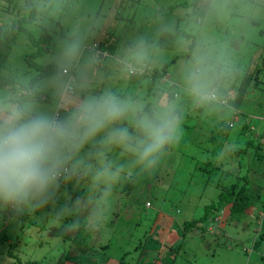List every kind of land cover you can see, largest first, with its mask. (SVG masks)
Masks as SVG:
<instances>
[{
    "label": "clouds",
    "instance_id": "9594fccd",
    "mask_svg": "<svg viewBox=\"0 0 264 264\" xmlns=\"http://www.w3.org/2000/svg\"><path fill=\"white\" fill-rule=\"evenodd\" d=\"M130 19L137 30L114 53L92 43ZM261 22L264 0H179L138 13L127 0H0V46L45 33L56 41L35 60L46 74L13 52L0 63V212L13 219L51 204L62 233L102 232L117 189L164 166L189 116L234 126ZM237 147L225 141L215 159ZM69 183L83 195L65 193L57 207Z\"/></svg>",
    "mask_w": 264,
    "mask_h": 264
},
{
    "label": "rangeland",
    "instance_id": "374dc122",
    "mask_svg": "<svg viewBox=\"0 0 264 264\" xmlns=\"http://www.w3.org/2000/svg\"><path fill=\"white\" fill-rule=\"evenodd\" d=\"M127 2L131 11L138 13L140 10L149 11L154 5L176 4L179 0ZM143 27H147V24ZM135 30L137 24L134 19H130L127 28H106L92 43L97 45L109 37L111 44L100 52L110 55ZM257 33L255 45L260 47L255 46L247 74L237 85L240 113L234 126L221 132L205 125L198 117L189 116L184 124V140L164 166L154 176L140 183H125L117 189L110 218L104 230L97 233L95 241L92 239L96 233L90 234V250H86L91 251V255L81 254L80 257L84 256L80 260L82 264H100L104 259L101 254H96L101 252H106L117 262L136 242H142L144 250L151 255L160 248L157 242L159 238L167 241L164 244V252L167 253L163 256L166 259L164 264H264V240L258 238L255 246H252L259 235V222L254 216L259 212L255 207L262 205L261 197H264V158L261 157L264 156V140L261 141L263 146L258 144L260 136H264V64L257 77L250 76L257 63L256 55L259 59L258 52L264 45V22L257 26ZM48 35L46 41L50 47L39 55L33 56V52L44 45L41 39L31 41L30 38H18L11 52L29 67H36L42 72L35 60L50 54L56 43L54 35ZM166 54L170 60L176 55L171 48ZM29 56L30 63L27 60ZM162 66L166 73L173 67L169 63L158 66L157 70L162 72ZM131 83L135 84L134 81ZM227 140H234L238 147L226 162L220 163L215 159V154ZM242 177H246L253 185L263 187V195L253 208L230 223H226L220 214L217 222L207 220L203 223L209 225L210 229L202 232L201 227L196 226L190 233L182 235L183 221L200 217L205 205L215 201L220 190L236 181L242 184ZM78 189L72 183L62 185L57 207L65 202V193L74 200L73 194ZM146 201L150 202V207L145 206ZM52 212L51 204L35 215L24 214L13 219H9L10 213L0 212V264H77L71 259L77 249L73 238L76 233H62L60 226L50 218ZM166 218H171L172 222ZM104 244L107 247L101 248ZM145 251L142 255L147 256Z\"/></svg>",
    "mask_w": 264,
    "mask_h": 264
},
{
    "label": "trees",
    "instance_id": "16d2710c",
    "mask_svg": "<svg viewBox=\"0 0 264 264\" xmlns=\"http://www.w3.org/2000/svg\"><path fill=\"white\" fill-rule=\"evenodd\" d=\"M260 33H263L262 30H260ZM49 36L50 35H48V33H45L40 38L44 42V45L41 46V48L39 47L37 49V51L33 52V56L39 55L42 52V50H46V49L48 50L49 49L50 46L48 45V43L46 41L49 38ZM108 38H105L103 41L98 42L97 45L95 43V45L99 51L105 50L104 47L111 44L110 40H108ZM30 40L34 41L31 38H30ZM13 45L11 47L0 46V63H2L9 56V53L11 52ZM255 46L257 47L258 45H255ZM258 47H260V46H258ZM263 48H264V45L261 46V49L258 52V54L260 53L259 59L257 57L258 55H256L255 60L257 59V63L255 64L254 68L252 69L250 76L256 75L255 77H257V75L260 74L259 71H261V67L264 64V54L262 53ZM30 58H31V56H29V58H27L28 62L29 61L32 62L31 60H29ZM41 69H42V73L46 74L47 72L50 71V66L45 67V68H41ZM161 70H162V72L157 70V74H165L166 73L164 71V66H162ZM249 79H251V77H249ZM260 138H261V136H260ZM249 142L251 144L250 140H249ZM258 142H259L258 144L261 146L262 145L261 139H259ZM263 144H264V142H263ZM261 157L264 158L263 155H261ZM263 167H264V163H263ZM242 179H243L242 184H240L239 182L236 181V182L232 183L230 186L223 188V190H220L218 195H217L216 200L210 202L208 205H205V211L200 217H198L196 219H192V220L183 221V223H182V228H183L182 235L190 233V231L192 229H195L196 226L201 227L200 231H202V232L205 229H210L209 225L207 226L203 223H205L207 220H213V221L217 222L218 216L220 217V214H222L221 218L223 217L222 219L226 223H230V222H233V221L241 218V216L245 214V211L248 212V209L253 208L256 201H258L260 199V197L263 195V193H262L263 187H262V185H259V184H256V185L251 184V182L246 177H242ZM259 183H261V182H259ZM81 195H83V189L79 188L78 191L73 194V199L75 200V198L77 196H81ZM263 198L264 197H261V201H262V209L261 210H263V211L254 215L255 220L259 222V228H258L259 229L258 230L259 235L253 241V244H252L253 247L255 246L256 242L258 241V238L264 240V227H263V224H264L263 223L264 202H263ZM147 202L149 203L148 205L146 204ZM145 206L150 207L151 206L150 202L146 201ZM167 220L172 222L171 218H168ZM255 231H257V230H255ZM90 234L91 233L77 232L73 237L74 241L76 243V248L79 251L76 249V253L73 257H71V259L75 260L77 262V264H82V262H80V260H82V258L84 256L80 257L81 254L84 253L86 256L91 255V251H89L90 250L89 249V243H91V240L89 241ZM96 235H97V233L95 234L94 238L92 239L93 241L96 240ZM145 236L146 235H144V239L146 238ZM158 237H159V235H158ZM142 241H144V240H142ZM157 242L159 243L160 248L157 251H154L153 254H151V255H148L147 251L144 250L142 242L141 243L136 242V244H133L129 250L124 252L117 259V262L114 261L113 257L106 254V252H101V253L96 254V255L101 254L100 256L103 257V259H104L103 262L101 261L100 264H121V263L122 264H164V262H166V259L163 256L165 254L167 255L166 251L164 252V244L167 241L165 238H159L157 240ZM128 245H130V244H128ZM106 247H107L106 244L101 245V248H106ZM82 248H84V249H82ZM86 249H89V250H86ZM143 251H145V253L148 257L145 255H142ZM67 259H68V256H67L66 260ZM71 259H70V261H73Z\"/></svg>",
    "mask_w": 264,
    "mask_h": 264
},
{
    "label": "crops",
    "instance_id": "0c3cea01",
    "mask_svg": "<svg viewBox=\"0 0 264 264\" xmlns=\"http://www.w3.org/2000/svg\"><path fill=\"white\" fill-rule=\"evenodd\" d=\"M263 134H264V129H263ZM262 137H263V138H262ZM260 139H261V141L264 140V136L262 135ZM263 170H264V167H263ZM255 209L257 210V212H260L261 209H262V205H259L258 207H255ZM167 231H168V230H167ZM168 232H169V231H168Z\"/></svg>",
    "mask_w": 264,
    "mask_h": 264
},
{
    "label": "built area",
    "instance_id": "2783aa9c",
    "mask_svg": "<svg viewBox=\"0 0 264 264\" xmlns=\"http://www.w3.org/2000/svg\"><path fill=\"white\" fill-rule=\"evenodd\" d=\"M146 204L148 205L149 203L147 202Z\"/></svg>",
    "mask_w": 264,
    "mask_h": 264
}]
</instances>
